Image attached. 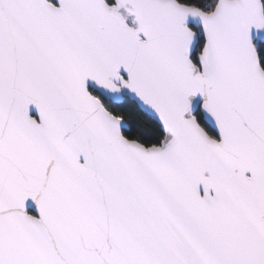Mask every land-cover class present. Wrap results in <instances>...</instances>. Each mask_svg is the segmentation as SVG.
<instances>
[{
  "label": "snow or ice",
  "instance_id": "obj_1",
  "mask_svg": "<svg viewBox=\"0 0 264 264\" xmlns=\"http://www.w3.org/2000/svg\"><path fill=\"white\" fill-rule=\"evenodd\" d=\"M0 264H264V0H0Z\"/></svg>",
  "mask_w": 264,
  "mask_h": 264
}]
</instances>
